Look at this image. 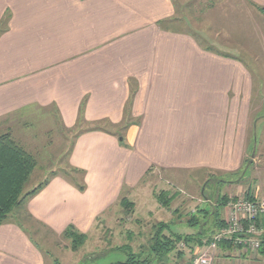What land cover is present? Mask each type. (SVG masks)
<instances>
[{
  "label": "crops",
  "instance_id": "obj_1",
  "mask_svg": "<svg viewBox=\"0 0 264 264\" xmlns=\"http://www.w3.org/2000/svg\"><path fill=\"white\" fill-rule=\"evenodd\" d=\"M174 15L172 0H0V127L51 108L65 129L80 111L85 125L126 127L123 138L80 132L68 161L84 172V189L51 178L26 204L32 220L55 234L69 225L86 234L123 185L156 169L212 175L228 198L264 199L254 74L173 31ZM231 251L218 249L213 264L248 258ZM0 264L46 262L27 229L8 222Z\"/></svg>",
  "mask_w": 264,
  "mask_h": 264
},
{
  "label": "rangeland",
  "instance_id": "obj_2",
  "mask_svg": "<svg viewBox=\"0 0 264 264\" xmlns=\"http://www.w3.org/2000/svg\"><path fill=\"white\" fill-rule=\"evenodd\" d=\"M172 3L175 9L171 23L173 31L194 37L204 48L221 55L237 57L254 74L259 95L255 103L260 109L253 111L252 119L256 122L264 117V14L250 0H172ZM18 122L20 124L14 122L1 126L0 134L9 132L13 140L36 160L37 166L23 193L49 181L53 175L72 181L76 187H85L84 172L83 175L77 173L79 169L71 167L68 161L76 136L95 127L117 133L119 138H123V132H126L124 126L85 125L82 120L72 129H65L53 108L31 114ZM263 122L264 118L257 126V136ZM199 176L196 172L156 169L147 172L132 186L123 185L117 203L105 212V216L97 219L93 230L85 234L84 243L77 247L64 238L63 232L55 234L35 220L16 219L15 215H11L10 220L22 223L27 229L43 253L46 264H115L125 260V255L118 249L125 245L135 254L146 255L154 225L166 224L173 234L195 236L196 228L186 225L184 218L196 214L200 208L211 210L217 196H227V188L216 183L215 176L206 178L203 175L198 179ZM161 193L172 197L168 208L161 207L157 201ZM123 198L129 203L127 208L118 204ZM224 209L220 207L218 212H225ZM205 220L201 246L196 241L187 245L179 243L160 264H196L201 254L211 257L213 264L216 257L221 256L219 247L213 250L205 243L218 232L217 225L214 216ZM230 249L236 250L234 255L239 254V258L248 257L243 264H264L259 249L252 252ZM178 253L181 255L177 256Z\"/></svg>",
  "mask_w": 264,
  "mask_h": 264
},
{
  "label": "trees",
  "instance_id": "obj_3",
  "mask_svg": "<svg viewBox=\"0 0 264 264\" xmlns=\"http://www.w3.org/2000/svg\"><path fill=\"white\" fill-rule=\"evenodd\" d=\"M255 7L260 13L264 14V7L256 5ZM206 49L212 51L211 49ZM79 113V120H81V111ZM36 166L37 163L34 157L26 148L20 146L13 140L9 132L0 134V226L8 222H13L22 227V223L16 220H10L11 215H15L16 219H24L25 217L27 220H32L31 216L26 211V204L29 199L39 193L49 183V181L43 182L31 191L23 193V188L29 181ZM73 170L75 171V169ZM76 172L83 175V172L80 170H76ZM55 176L58 175H53V177ZM77 188L82 191L84 186H79ZM230 199L231 198L227 196H217L215 205L211 210L208 211L207 209L200 208L196 214L188 215L184 218L183 222H185L186 225L196 228L197 232L195 236L173 234L166 224L160 223L154 225L155 231L152 234L148 246V253L146 255L142 253L135 254L128 245H125L118 248L125 255V260L115 264H160L167 260L168 255L176 250V246L179 243L187 245L196 241L197 245L201 246L202 236L205 232V219L214 216V222L217 227H219V230L223 228L226 221L219 218L218 210L220 207H225ZM171 200L172 197H168L165 193H161L160 196L157 197L159 205L165 208H168ZM118 204L123 208H127L129 205L125 198L119 200ZM262 227L264 229V219L262 220ZM63 236L76 247L82 245L86 239L85 234L79 233L72 225L67 226L63 231ZM210 240L211 239L208 238L205 244H209ZM218 247L220 250L226 249L227 251L232 248V246L227 243H221ZM258 254L264 257V233L260 237ZM176 255L180 256L181 254L178 253Z\"/></svg>",
  "mask_w": 264,
  "mask_h": 264
},
{
  "label": "built area",
  "instance_id": "obj_4",
  "mask_svg": "<svg viewBox=\"0 0 264 264\" xmlns=\"http://www.w3.org/2000/svg\"><path fill=\"white\" fill-rule=\"evenodd\" d=\"M225 207L228 211L225 226L212 236L209 247L215 250L218 249L219 244L227 243L240 252L258 250L260 237L264 233L262 227L264 199L234 197ZM196 264H212V258L201 254Z\"/></svg>",
  "mask_w": 264,
  "mask_h": 264
}]
</instances>
